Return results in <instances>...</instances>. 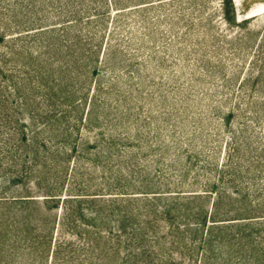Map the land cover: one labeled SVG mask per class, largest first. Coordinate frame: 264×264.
Listing matches in <instances>:
<instances>
[{
	"label": "rangeland",
	"instance_id": "1",
	"mask_svg": "<svg viewBox=\"0 0 264 264\" xmlns=\"http://www.w3.org/2000/svg\"><path fill=\"white\" fill-rule=\"evenodd\" d=\"M28 1L0 0V52L8 57L1 60L4 66L29 64L36 51L37 63L50 58L81 69L90 54L84 53L82 42L66 52L62 34L73 37L80 30L86 38L95 32L99 51L93 57L107 43L104 54L100 52L102 62H86L90 69H100L93 75L96 83L88 80L98 89L95 113L87 124L76 122L79 132L73 131L60 147L51 144L38 162L30 150L25 159V150L0 147V197L77 167L75 174L88 190L101 187L100 192L151 196L158 192L144 191L158 189L171 194L153 203L174 217L169 222L165 215L148 213L151 208H144L142 196H117L119 208L113 212L112 200L95 202L91 209L98 208L97 215L82 217L89 226L78 229L72 247L64 249L78 255L75 264H264V0H231L226 9L235 20L249 17L243 24L225 22L222 0H161L115 16L108 14L106 0H42L46 11L39 10L40 16L60 15L47 23L74 18L66 15L69 10L82 18L71 24L75 26L69 34L52 31L21 42L15 40L16 15L21 13L19 5ZM93 8L102 13L86 19L99 13L89 11ZM56 72L65 78L59 69ZM79 114H73L75 119ZM74 143L77 149L68 150ZM30 163L31 173L14 184V175L29 170ZM208 181L224 193L218 214L226 210L255 215L250 217L254 223L241 227L253 239L246 235L230 241L226 228H214L209 239L198 243L207 226L195 230L192 215L196 212L203 219L209 196L204 202L187 195L207 188ZM3 201L0 264H35L33 250L12 244V234L21 231L15 226L20 212L7 210ZM133 206L141 211L143 237L138 235L134 242L135 255L124 260L118 253L125 252L126 236L115 237L120 221L114 218ZM10 245L15 254H7Z\"/></svg>",
	"mask_w": 264,
	"mask_h": 264
},
{
	"label": "trees",
	"instance_id": "2",
	"mask_svg": "<svg viewBox=\"0 0 264 264\" xmlns=\"http://www.w3.org/2000/svg\"><path fill=\"white\" fill-rule=\"evenodd\" d=\"M113 1L106 0V5L110 8L107 12L111 16H115L126 10L155 4L161 0ZM222 1L224 5L222 3L220 8L222 9L225 6V14L223 13L225 22L235 21V23L239 22L242 24L247 22L249 17L235 20V16L229 15L226 8L231 4V0ZM45 3L46 1L42 0H29L25 4L19 5L21 13L18 12L16 15L18 22L16 24L15 40L24 42L27 38L37 37L38 35L47 34L52 31H57L62 34L66 30L69 31V34L71 28L75 26V23L74 25L71 24L82 18L81 14L76 12V10H69L65 12L66 15H71L74 18H67L63 22L47 23L49 19H59L60 15L53 14L49 18L48 14L44 13V15L40 16L39 10L46 11L44 7ZM89 7L88 4L87 9H91ZM89 11H97L99 13L86 16V19L99 16L102 13L100 8H93V10ZM32 18L36 19L29 24L26 23ZM85 22L90 21L87 20ZM89 33L86 38H84L80 30H76L73 37H66L64 35L65 33L61 36V41L65 43L66 52L73 46H76V42H82L85 46L83 47L85 49L84 53L90 54V59L85 61V65L81 69L79 67L74 69L69 64L63 66L50 58L40 60L37 63L36 51L31 53L29 64H18L14 62L10 66H4L5 64H1V60H7L8 57L5 52H0V147L6 145V148L8 147L7 149L9 150H25V159H27L26 156H28L30 150V156H33V161L38 162V159L41 157L40 154L43 156L48 155L51 151L48 148L52 145L60 147L65 139L72 136L73 131L79 132L81 122L82 124H87L92 113H95L97 104L96 94L98 95L97 87L95 84H89V81H91L93 75H99L100 69L97 65L90 69L86 65V62L96 58L98 64L102 62L101 58L107 43L106 40V43L104 44L103 42V45L100 46V52H103V54L101 55L100 52H97L98 55L96 54V57H93L95 52L97 50L99 51V47H97L99 43L97 40H94L96 33ZM75 58H73V62ZM57 69L63 72L65 78L58 76ZM93 82L96 83L95 78H93ZM86 84H88V89L87 87L85 88ZM94 88L97 93L94 92ZM73 114H79L78 118L75 119ZM77 147V144L74 143L68 150L75 151ZM47 150L50 151L47 153ZM32 165L33 163L26 165L29 170L23 169L24 172L14 175V184L18 181H23L24 177L29 172L31 173L33 169ZM75 171L78 172L77 167H72L70 171L60 174L61 176L57 175L54 178H48L45 182L36 180L30 186H23L26 188L20 191L21 193L0 197V200H4L3 202L7 210L9 208H15V211L17 209L16 212H20L17 215L19 214L21 219L14 215L15 211L12 212L14 218L16 217L17 219L15 226H18L21 230L12 234L16 240L14 241L13 239L12 244L16 242L18 247H21L19 243H23V249L28 250L30 248L33 250L37 256L35 264H75L74 259L77 254L74 255V253H71L72 251L68 252L64 251V249L69 246L72 247L80 228L89 226L88 220H83L82 217L84 215H90L93 218L97 215L98 208L91 209V204L95 202L97 204L112 200L114 207L109 212H113L114 208H119L120 198H116L117 196H128L132 200H135L137 196H142L143 199L140 197L137 198L144 200V208H151L147 209L148 213L153 211L158 216H167L169 222L173 220L174 215L170 214L167 208L155 206V200L157 198L168 199L169 197H173L170 196L171 194H164L158 189L141 190V192H158L151 196L118 195L117 193L100 192L99 190L104 189L101 187L88 190L84 180L79 178L75 174ZM207 186V188H201L199 191L187 195V198H197L204 202L205 199L207 200V196H209L204 208H202V212H204L203 219L197 214L200 218L198 220L196 212H193L192 215V219L194 220L191 225L194 226L195 230L199 228V225H203L204 223L207 226L206 233L204 232L203 235L199 234L201 237L198 243L202 239H209L213 235L212 231L214 228H226L228 231L225 235L230 241L231 239L240 240L246 235H248V238H251L249 233L242 231L243 228L241 227L254 223L251 220L255 219H251L250 217L255 215H243L241 212L231 214L225 212L226 210L218 214V208L220 207L222 198L221 193L222 195L224 193L218 191L219 186L214 181H208ZM29 189H34L32 191H41L42 193L33 194ZM99 212L100 214L102 213L100 208ZM109 212L105 210L104 214ZM148 213L145 212V214ZM140 214V208L133 206L128 210H123L122 214L114 218L116 221H120L116 231H114L116 234L115 237L118 236L121 238L123 234L126 236L122 240L125 252L122 254L120 252L118 253L124 260L127 259L128 255L129 257L131 254L135 255L136 252H132V248L136 247L134 242L138 238V235L139 237H143V231L141 230L143 225L140 224V221H142V219L140 220ZM247 218L249 220H246ZM109 228V231H111V226ZM233 228H236V230H233ZM157 233L160 235L161 232L157 230ZM207 234L209 235L206 237ZM118 242L120 243L121 239H118ZM12 246L10 245L7 248L8 255L11 253L15 254V249L10 248Z\"/></svg>",
	"mask_w": 264,
	"mask_h": 264
}]
</instances>
